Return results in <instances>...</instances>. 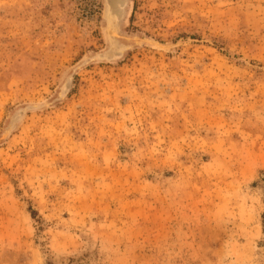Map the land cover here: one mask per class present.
<instances>
[{
  "label": "rangeland",
  "instance_id": "1",
  "mask_svg": "<svg viewBox=\"0 0 264 264\" xmlns=\"http://www.w3.org/2000/svg\"><path fill=\"white\" fill-rule=\"evenodd\" d=\"M114 6L0 0V264H264V0Z\"/></svg>",
  "mask_w": 264,
  "mask_h": 264
},
{
  "label": "bare ground",
  "instance_id": "2",
  "mask_svg": "<svg viewBox=\"0 0 264 264\" xmlns=\"http://www.w3.org/2000/svg\"><path fill=\"white\" fill-rule=\"evenodd\" d=\"M110 1H111V8L114 11L115 10V6L114 5H115L117 0H110Z\"/></svg>",
  "mask_w": 264,
  "mask_h": 264
},
{
  "label": "trees",
  "instance_id": "3",
  "mask_svg": "<svg viewBox=\"0 0 264 264\" xmlns=\"http://www.w3.org/2000/svg\"><path fill=\"white\" fill-rule=\"evenodd\" d=\"M31 214H32V216H34V212H33V211H32V213H31Z\"/></svg>",
  "mask_w": 264,
  "mask_h": 264
}]
</instances>
